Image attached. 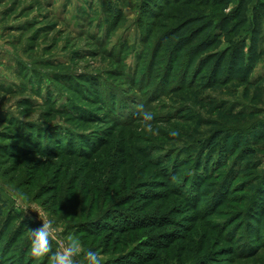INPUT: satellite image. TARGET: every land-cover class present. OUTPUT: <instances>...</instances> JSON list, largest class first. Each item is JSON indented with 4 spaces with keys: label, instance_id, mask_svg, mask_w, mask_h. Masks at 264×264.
Here are the masks:
<instances>
[{
    "label": "rangeland",
    "instance_id": "374dc122",
    "mask_svg": "<svg viewBox=\"0 0 264 264\" xmlns=\"http://www.w3.org/2000/svg\"><path fill=\"white\" fill-rule=\"evenodd\" d=\"M150 1L0 0V264H49L30 255L36 211L79 240L77 264H264V0H206L230 18L173 72L172 4Z\"/></svg>",
    "mask_w": 264,
    "mask_h": 264
},
{
    "label": "trees",
    "instance_id": "16d2710c",
    "mask_svg": "<svg viewBox=\"0 0 264 264\" xmlns=\"http://www.w3.org/2000/svg\"><path fill=\"white\" fill-rule=\"evenodd\" d=\"M221 1V0H219ZM150 2H154V4L160 9L162 7V4L166 6L168 3L172 4V6L169 7V10H167L170 18L173 21V25L168 28V30L164 33V36L161 37L162 40L165 38V42L168 43V46H170V49L175 51L176 58L173 61V64H171V72H173V69L176 67L174 65V62L180 58L179 54L180 52L184 51V49L187 51V61L190 62V67L192 65V61L201 55L206 54L209 49L211 44L213 43L212 41H209L212 37L213 31H217V29L224 28L226 23L228 22V19L230 18V15H222L221 19L219 22L215 23V20L209 19L208 16L204 12V7L211 6L208 4L206 0H151ZM264 4V1H261ZM176 7V8H174ZM238 8V5L236 6V10ZM158 13V12H157ZM150 15V14H149ZM163 16L159 17H166V13L162 14ZM152 16H156V12L152 13ZM209 41V42H207ZM189 67V68H190ZM188 68V70H189ZM111 108V107H110ZM122 124V123H120ZM119 124V125H120ZM262 132H264V124L261 126ZM220 137L219 133H216V135L211 139V145L216 143L217 139ZM7 135L4 133H0V143H4L5 139H7ZM41 139H37V146H41ZM45 143V142H44ZM49 145V143L44 144L43 148L40 150L41 154H50L51 150L49 148H46ZM36 147V150L38 147ZM95 146H98L95 144ZM42 147V146H41ZM48 150V151H46ZM88 152V150H85ZM38 152V150H37ZM248 154H253L255 153V150H245V153ZM85 154V152H83ZM89 154V153H88ZM199 165V164H197ZM180 165H178L179 167ZM204 168L202 170V175L203 177L200 176V181L204 183L205 178L208 179L209 175L205 174V172L208 170L207 165H203ZM198 169V168H197ZM202 169V168H201ZM200 169V170H201ZM162 178L163 180V191L164 192H169L172 191V188L170 187V183L174 181L175 175L178 174V170H167L164 172L161 170ZM199 183V182H198ZM199 183L198 185H200ZM206 186V184L203 185V187ZM204 189V188H202ZM199 191V190H198ZM181 193V192H179ZM145 193L142 194V196ZM199 192L196 193L195 199L193 197H188L187 198H193L194 203L192 205H195V209L197 210L199 205H200V198ZM156 196V195H154ZM181 197V196H180ZM187 201V200H186ZM190 202V201H189ZM223 202V200H220V204ZM257 206H256V212H261V220L264 219V190L257 195ZM188 203V201H187ZM212 209H207L204 211V213H211ZM213 212V211H212ZM255 212V213H256ZM254 213V214H255ZM252 214L251 216H255ZM257 217V219H260ZM251 221V218H250ZM258 232V231H257ZM257 236V235H256ZM254 234L252 237H256ZM227 239H230L229 237H225ZM229 241V240H228ZM231 243V242H230ZM233 254H235L232 251Z\"/></svg>",
    "mask_w": 264,
    "mask_h": 264
},
{
    "label": "clouds",
    "instance_id": "9594fccd",
    "mask_svg": "<svg viewBox=\"0 0 264 264\" xmlns=\"http://www.w3.org/2000/svg\"><path fill=\"white\" fill-rule=\"evenodd\" d=\"M137 112L142 119V131L158 135V131L153 128L151 123L154 116L151 112L144 109V105L137 106ZM169 135L173 138L178 137V130H170ZM25 212L28 210L25 206ZM39 219L42 221V226L38 229H29L30 239V255L34 259H42L47 257L49 264H77L78 257L83 251L79 240L72 236L67 237V240H62L59 235V230L56 227L54 219L49 218L47 213L36 211ZM56 241L58 248L55 252L52 251V242ZM86 264H104V259L99 251L89 250L84 254Z\"/></svg>",
    "mask_w": 264,
    "mask_h": 264
}]
</instances>
